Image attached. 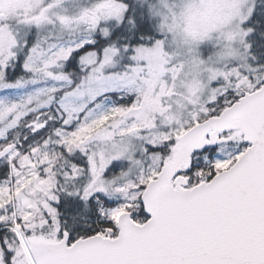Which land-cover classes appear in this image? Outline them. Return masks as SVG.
<instances>
[{
  "label": "snow or ice",
  "instance_id": "1",
  "mask_svg": "<svg viewBox=\"0 0 264 264\" xmlns=\"http://www.w3.org/2000/svg\"><path fill=\"white\" fill-rule=\"evenodd\" d=\"M0 264H264V0H0Z\"/></svg>",
  "mask_w": 264,
  "mask_h": 264
}]
</instances>
